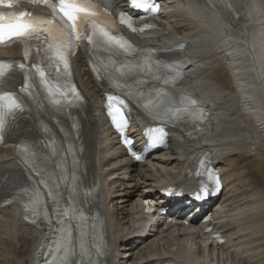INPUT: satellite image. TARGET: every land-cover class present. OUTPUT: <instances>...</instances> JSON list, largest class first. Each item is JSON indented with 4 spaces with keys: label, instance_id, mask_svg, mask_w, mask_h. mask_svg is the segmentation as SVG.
I'll list each match as a JSON object with an SVG mask.
<instances>
[{
    "label": "bare ground",
    "instance_id": "1",
    "mask_svg": "<svg viewBox=\"0 0 264 264\" xmlns=\"http://www.w3.org/2000/svg\"><path fill=\"white\" fill-rule=\"evenodd\" d=\"M114 1L121 6L117 10L129 8L126 0ZM159 1L161 17L172 27L159 41L173 45L180 37L190 44L193 61L185 87L202 97L210 113V123L201 132L208 136L182 144L171 139L136 168L104 118L103 84L78 51L72 68L94 111L93 141L96 138L109 227L105 237L113 246L104 264H142L162 256L192 264H264V0H243L248 16L234 30L202 0ZM3 52L16 54L19 48L14 45ZM132 127L133 137H140V124ZM135 141L138 148L140 142L145 144L143 137ZM14 158L10 149L0 151V160ZM205 159L221 171L223 185L218 192L206 189L203 198L191 184L193 178L199 180L197 163L208 166ZM166 186L187 189L182 194L163 192ZM146 198L167 209L171 222L166 228L163 217L144 226L138 213ZM208 213L212 220L202 224L200 219ZM20 217L15 205L0 210V264H33L35 247L46 236ZM186 223L209 231L192 226L186 230ZM216 233L223 243L212 237Z\"/></svg>",
    "mask_w": 264,
    "mask_h": 264
},
{
    "label": "snow or ice",
    "instance_id": "2",
    "mask_svg": "<svg viewBox=\"0 0 264 264\" xmlns=\"http://www.w3.org/2000/svg\"><path fill=\"white\" fill-rule=\"evenodd\" d=\"M43 3L47 4L52 9L51 19H37L33 18L32 14L28 11H5L4 9H13L16 7V0H0V43L9 42L13 39H22L25 41L36 40L38 42L36 51L39 53L41 48L46 45L44 49L45 55L51 52L52 55L49 57L51 63L49 68L55 67L57 77L70 76V61L69 57L72 54L76 45L83 41H86L88 45H98L112 49L123 50L124 53H129L133 51V46L131 43L123 38L117 37L109 30L107 26L102 27L97 23L94 17L97 13L93 11L95 5H93L90 0H57L56 3H51L50 0H42ZM131 6L136 9H148L149 3L147 0H131ZM156 9H152L155 11ZM121 23L127 24V26L135 31V27L130 18H125L124 14L120 17ZM87 25V28H85ZM147 27V25H145ZM29 53L25 51V58L27 59ZM19 67L25 69L26 64L20 63ZM140 65H121L116 69L117 72L124 74L125 69L128 72H133L140 68ZM32 68L39 74L42 84L47 87L50 95H56L60 93L62 95H67V92L61 93L59 87L52 88L48 86L49 82L46 77L45 71L38 64H33ZM5 73L3 67L0 66V78L4 77ZM179 76V73H177ZM169 83V81H165ZM31 85L27 82V77L25 79V85L22 90H27ZM70 92L79 99V92L73 85L70 88ZM166 95V93H164ZM7 99L9 101L7 111L0 110V138H2L5 127L6 119L9 114H11L16 109H21V104L17 102L14 95L10 92H4L0 94V100ZM59 103V101H56ZM121 105H125L124 100H120ZM195 102H192L194 106ZM126 106V105H125ZM146 109H153L157 105L149 102L145 104ZM108 114L116 128L121 129L124 127L125 120L122 115L121 109L116 108L115 111L112 110L111 103L108 105ZM152 131L158 133L159 135L153 137V143L163 144L165 130L162 127L153 129ZM126 144H130L131 141L127 137H123ZM136 160H140V155H135ZM75 179V176L72 177ZM217 188L219 187V181L216 182ZM203 198H206L208 192L206 189H202ZM196 198H201L200 194ZM38 202V199L34 203ZM147 203V202H146ZM25 209H28V205H25ZM76 208L71 209V213L68 209H65L63 217L66 219H77L78 221H83L85 219L84 213L80 212L79 216H76ZM60 214L57 213L59 218ZM63 225V220H61ZM56 235L58 239L55 241L57 251L63 253L60 258L61 264H69L70 258L77 255V241L74 239L72 227L61 226L57 229ZM79 254H83L86 249V244L83 240L79 242ZM97 251H99L97 249ZM76 264H80L79 261Z\"/></svg>",
    "mask_w": 264,
    "mask_h": 264
},
{
    "label": "rangeland",
    "instance_id": "3",
    "mask_svg": "<svg viewBox=\"0 0 264 264\" xmlns=\"http://www.w3.org/2000/svg\"><path fill=\"white\" fill-rule=\"evenodd\" d=\"M139 164H140V163H137L136 168L139 167ZM138 170H139V169H138ZM250 174H251V173H250ZM179 188H181V189H187L186 187H179ZM140 189H141V187H140ZM163 189H165V188H163ZM135 196H136V194H134L133 196H131L130 200L133 199V198H135ZM262 242H263V240H262ZM226 253H227V252H226ZM225 257L228 258V257H229V254H228V255L225 254ZM225 257H224V258H225ZM229 259H230V257H229ZM230 260H231V259H230ZM230 260H229V261H230ZM230 262H231V261H230ZM240 264H241V263H240Z\"/></svg>",
    "mask_w": 264,
    "mask_h": 264
}]
</instances>
